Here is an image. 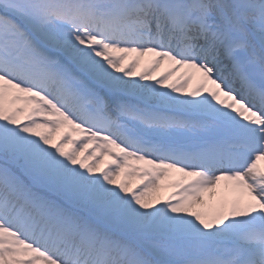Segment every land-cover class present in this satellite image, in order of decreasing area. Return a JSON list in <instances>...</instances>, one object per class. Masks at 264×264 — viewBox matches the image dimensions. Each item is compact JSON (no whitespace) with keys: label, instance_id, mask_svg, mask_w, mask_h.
I'll use <instances>...</instances> for the list:
<instances>
[{"label":"snow or ice","instance_id":"1","mask_svg":"<svg viewBox=\"0 0 264 264\" xmlns=\"http://www.w3.org/2000/svg\"><path fill=\"white\" fill-rule=\"evenodd\" d=\"M0 264H264V0H0Z\"/></svg>","mask_w":264,"mask_h":264}]
</instances>
